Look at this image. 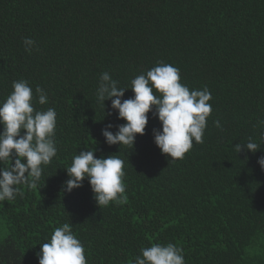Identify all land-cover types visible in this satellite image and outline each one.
<instances>
[{
	"label": "trees",
	"instance_id": "obj_1",
	"mask_svg": "<svg viewBox=\"0 0 264 264\" xmlns=\"http://www.w3.org/2000/svg\"><path fill=\"white\" fill-rule=\"evenodd\" d=\"M25 37L36 42L30 54ZM158 62L212 97L204 142L175 162L154 143L162 125L152 112L133 148L102 136L126 121L111 100L97 102L101 74L130 88ZM21 79L36 110L55 109L58 152L37 189L0 202V264H39L40 245L64 223L87 264H133L154 243L180 247L185 264H264V144L234 150L264 131V0H0V102ZM37 87L47 104L36 102ZM93 148L95 158L124 161L126 203L98 208L87 179L63 190L65 168Z\"/></svg>",
	"mask_w": 264,
	"mask_h": 264
},
{
	"label": "clouds",
	"instance_id": "obj_2",
	"mask_svg": "<svg viewBox=\"0 0 264 264\" xmlns=\"http://www.w3.org/2000/svg\"><path fill=\"white\" fill-rule=\"evenodd\" d=\"M23 45L27 53L36 50L35 40L25 37ZM179 69L164 62L131 80V87H119V82L104 72L99 77L96 100L103 105L111 100V108L118 112V119L126 123L117 126L113 133L109 124L102 130V136L109 146L134 147L136 137L145 134L148 113L152 112L162 125V130H153L155 145L170 162L182 160L193 148V143L202 144L207 119L212 112L209 101L212 99L207 87L202 90H189L180 82ZM13 91L5 101L0 102V202H11L22 195L21 188L37 189L44 168L57 156L55 140L56 117L54 108L38 111L33 107V91L28 81L12 83ZM134 93L123 100L125 91ZM40 105L48 103V95L43 89H35ZM221 129L219 120L214 121ZM264 126V120L258 127ZM23 131V135L21 132ZM264 144V131L260 132V142L252 137L247 142L236 144L234 150L255 154ZM95 149L80 151L73 157L65 170L68 179L62 188L71 193L88 180L93 198L98 206L107 207L110 203L121 205L127 202L124 161L119 155L95 158ZM24 161V162H22ZM264 170V156L258 159ZM39 264H87L85 249L72 230V224L64 223L56 227L48 242L40 245ZM141 255L134 257L133 264H185L183 250L175 244L154 243L141 248Z\"/></svg>",
	"mask_w": 264,
	"mask_h": 264
}]
</instances>
